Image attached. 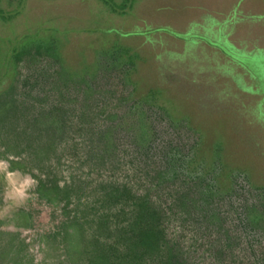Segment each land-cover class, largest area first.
I'll use <instances>...</instances> for the list:
<instances>
[{
    "label": "rangeland",
    "instance_id": "374dc122",
    "mask_svg": "<svg viewBox=\"0 0 264 264\" xmlns=\"http://www.w3.org/2000/svg\"><path fill=\"white\" fill-rule=\"evenodd\" d=\"M242 1L132 0L124 5V0H111L112 8L131 7L111 13L97 0H0V29L11 31L14 38L33 34L41 24L60 30L59 38L43 29L39 39L22 43L14 74L0 94V132L9 117L18 120L16 130L9 133L12 141L24 139L21 132L32 130L26 126L28 119L40 113L56 110L52 112L56 120L61 114L57 109H65L62 118L67 119L61 138L53 136L50 141L35 132L36 142L44 139L40 146L35 142L30 149L19 148L31 153L48 147L47 158L39 157L37 165L25 160L24 170L10 171L9 162L19 161L8 152L12 141L0 146V264H91L86 252L99 239L91 209L103 199L104 187L121 186L127 175L141 174L129 159L134 144L148 140L149 134L157 139L155 146L148 143L149 155L164 164L174 150H190L191 143L181 139L186 135L198 141L197 150L211 153L206 156L211 167L205 170L204 181H210L213 204L225 208V219L220 233L212 221L223 217L210 221V235H198L193 225H183L188 236L177 251L185 263L264 264V49H252L264 45V21L254 20L264 12V0ZM237 4L245 24L258 22V29L243 26L239 33L236 29L229 33L226 20L234 16L231 20L236 23L240 18ZM164 30L206 41L160 33ZM150 31L159 36L148 41L126 36ZM229 45L236 51L231 52ZM249 75L255 77L256 86ZM86 87L93 92L80 93ZM21 90L31 95L27 103ZM42 96L47 108L21 110ZM153 97L162 103L156 110L149 109L150 104L134 109V98L148 104ZM81 116L88 118L79 121ZM42 125L49 127V122ZM30 133L25 135L27 141L33 140ZM218 148L230 167L223 162L227 171L214 173ZM43 164L51 167L49 172H40ZM167 166L151 176L157 179L158 195L141 175L125 186L134 198L154 206V199L163 201L161 182L163 192L173 185L174 175ZM53 177L60 188L73 191L68 212L50 185L37 188L36 179L47 182ZM185 188L178 184L177 193L185 194ZM196 213L194 219L200 216ZM207 216L206 210L203 225ZM119 219L115 226H124L126 222ZM165 233L173 241L169 220Z\"/></svg>",
    "mask_w": 264,
    "mask_h": 264
},
{
    "label": "trees",
    "instance_id": "16d2710c",
    "mask_svg": "<svg viewBox=\"0 0 264 264\" xmlns=\"http://www.w3.org/2000/svg\"><path fill=\"white\" fill-rule=\"evenodd\" d=\"M102 1L101 3H104L106 6L108 12L111 13H121L125 10H128L130 6H123L122 7H111V0H97ZM125 4H132V0H124ZM246 0H243L242 2H245ZM241 2V3H242ZM239 5L237 4V12L240 18H236V23L234 20L229 21L226 20L227 26L230 25V28L228 29L229 33L233 29H236L235 31L237 33L240 32L238 27L247 26L248 28H259L256 27L257 23H251L249 25L245 24L244 18L241 15V12L239 10ZM128 9H125L127 8ZM131 8V7H130ZM239 21H238V20ZM254 19V18H253ZM256 21L263 20L264 21V12L261 13V15L254 19ZM244 22V23H243ZM43 23V22H42ZM264 23V22H263ZM237 24L235 27L234 25ZM29 24L28 26H30ZM43 24H41L36 32L30 35L23 34L19 38H14L11 31L10 33H6L3 31V29H0V94L4 92V89L6 87L7 82L11 79L12 75L14 74V66H15V60L19 61L22 51L21 46L24 41H36L41 36L40 33L43 29H47L48 32L53 33L55 37L59 38L58 33L60 30L50 28L49 27H42ZM264 26V25H263ZM223 27V25H222ZM10 29V28H9ZM11 30V29H10ZM142 31V30H141ZM83 32L87 33V30H84ZM160 33H165L168 35H172L174 37H181L184 40H197L204 42L205 39L198 35L191 34L189 37H186L187 34L184 36L177 35L176 32L170 31V30H164ZM228 33H226L227 35ZM129 37L134 38H147V41L152 38V36H159L156 32H137V33H130L129 35H126ZM198 39H195V38ZM240 42V41H239ZM58 47L61 46L58 44ZM215 45L211 44V48H214ZM229 50L232 52L234 49L233 46H228ZM264 49V45L260 47L259 45H252L253 52H255L258 49ZM233 49V50H232ZM41 49L38 48L36 53H40ZM236 51V50H235ZM223 52H226L224 50ZM222 52V55H224ZM230 56V55H229ZM224 57H228L224 55ZM229 58V57H228ZM230 60L234 61L232 58H229ZM128 62L132 63V60H128ZM235 62V61H234ZM243 63L239 62V65L242 66ZM249 78L254 80V85L256 86V80L253 75H249ZM44 80V79H43ZM29 81V80H28ZM27 84L29 86H33L32 84ZM24 85V84H23ZM31 87H29L30 89ZM91 87L81 88L80 93H92L93 90L90 89ZM92 90V91H91ZM98 90V89H95ZM27 90L25 91V93ZM88 92V93H87ZM21 93H23V97L25 102L27 103V98H30V93L28 95H24V91L21 90ZM260 93H262L260 91ZM264 94V93H263ZM151 100V103H146L145 99H137L134 98L133 101H135L136 105L134 109L140 110V108L144 105H149V109H157V106L159 104H162L160 101L158 102L157 99ZM34 103H31L29 105H23V108L21 107V110L26 111L29 113V109H32V111H36L37 107H43L44 109L46 107V102L44 99V96L41 98L34 97L33 100ZM143 101V104H141ZM145 101V102H144ZM22 102V101H20ZM30 102V101H29ZM21 105V103H20ZM160 106V105H159ZM164 109L167 107V105H164ZM89 108V107H83ZM81 108V112L83 113L85 110ZM56 109V107H55ZM173 109V108H172ZM59 112H57L60 115L55 120L52 117V112H56V110H52L51 112H43L37 115L35 118L28 119L29 125L26 126H32V130L29 131L26 130L27 133H22V136L24 139H17V140H11L9 137V133L11 130L15 131L13 129L14 125H17L16 119H13L12 117H9L7 119H10L9 122L1 129L2 132H0V146L1 144L4 145L6 142L7 145L9 144V139L12 150L9 149L8 152H11L13 156L19 160L17 162L10 161V171L12 170H24L25 168L22 167L21 162H26L25 160H28L31 164L33 161L36 162V165L39 164L38 158L42 156V158L45 160L48 153V147L41 148L40 151H38L39 148L32 149L31 153H26V150H20V147H23L26 145L27 149H30L31 143H35L36 139L38 138L35 135L40 134L42 137L49 138L50 141H52V137L55 136L56 138H61V133H65L66 131V121L67 119L64 117L62 118V115L65 113V109H57ZM62 110V111H61ZM22 111V112H23ZM53 118V119H52ZM86 116H81L79 121H83L87 119ZM91 118L89 119V121ZM27 121L25 118L23 122ZM173 123H175V120H172ZM49 122V127H45L42 124ZM43 126V128H42ZM70 128V125H69ZM186 128L190 129L192 131V126L186 125ZM63 130V131H62ZM30 133V137L33 136V140L27 141L26 134L28 135ZM194 134V131H192ZM51 134V135H50ZM19 136V135H18ZM36 138V139H35ZM41 138L40 141L36 142V146H40V142H42L46 138ZM186 142L191 143L190 150H187L186 152L174 150L173 154L170 155L172 157L171 160H166L167 162L161 163V161H156L153 156L149 155V150L151 146L148 143H151L155 146L156 144V138L153 134H149L148 140L144 139L145 141L141 144H134L136 150H132V158L130 157L129 160H131L130 164L137 169V173L141 174H133L134 176H126V181L121 184V186H111V188H103L104 197L102 200L97 201L95 203V206L93 209H91L92 212H94V216L96 218L91 219V223H94L96 234L99 236L98 241H93L88 244L92 245L91 251L86 252V256L89 257L90 260L89 263L91 264H98L97 262H102L103 264H149L150 260H154L153 264H186L185 258L182 254H180L177 251L178 244H183L185 240V235L188 236L186 227H183V225H193L194 230L198 235L201 233L210 235V228L209 224L210 221L214 218L219 217L220 215L223 217L221 221H218L217 219L215 221H212V223L217 225V231L220 233L218 228L222 225V222L224 221V213L225 208H222V206H216L213 204V201L211 200L214 193L210 190L208 187V183L210 181H204V176H206L205 170H210V167L208 166L209 158H206V156L209 154L211 156L210 151H203V150H197L196 144L198 141H193V135L191 137H188L187 135L183 138ZM62 140V139H61ZM5 147V146H4ZM220 150V151H219ZM222 150V152H221ZM172 149L170 150L171 153ZM116 152V150H115ZM114 151L111 152V154L116 155ZM136 152V153H135ZM220 152V153H219ZM135 153V154H134ZM224 152L223 149H219L215 152V166H214V173L219 172V170H226V168L223 165L226 164L224 159ZM134 155H136L134 157ZM173 155V156H172ZM223 157V160L221 159ZM31 158V159H30ZM29 163V164H30ZM28 164V163H27ZM32 165H35L32 164ZM160 165H162L160 167ZM168 165V168H171L174 179H173V185L171 186L170 190L168 192H163V189L161 188L162 182L160 184V189L162 192V195H159L163 197V201L159 200L158 202L156 199H154V206H150L145 200L140 198H134L130 192L128 187H126V184H131L134 182V179H132L135 176L141 175V180L146 183L147 180H150V182L154 185V187H150V190L152 193L158 195L159 190L156 189V182L157 179L151 178L153 172L158 168H165V166ZM227 165V164H226ZM42 167V166H41ZM227 167H230L227 165ZM235 167V166H232ZM51 167L45 166L43 164V167L40 168L42 173L49 172ZM160 170V169H159ZM227 171V170H226ZM29 172V171H28ZM209 173V172H207ZM181 175L182 177L178 178V175ZM176 178V179H175ZM37 180V188H43L46 185H50L53 192L58 195L59 198H63L61 201L63 202V208L65 212H68V208L70 205L69 199L70 194L73 192L72 190L67 188L66 186L63 188H60L58 186V181L53 177V179L49 178L47 182H42L41 179ZM172 181V179H170ZM45 183V185H44ZM51 183V184H50ZM217 183V182H216ZM183 186L186 187L184 192L185 194L179 195L177 192V186ZM214 184V183H213ZM262 184V183H261ZM264 187V186H262ZM183 192V193H184ZM157 202V203H156ZM156 203V204H155ZM163 203L165 206H163ZM200 203L198 206L195 204ZM117 205H121L125 208L116 209ZM125 210V211H124ZM208 211V216L205 218V224L202 223V214L205 211ZM90 211V212H91ZM126 211H129V213H126ZM199 213V217L194 219L195 213ZM196 213V214H197ZM120 217L126 222L124 226L118 227L115 226V223H120ZM178 217H181L178 218ZM170 218V219H169ZM204 219V218H203ZM169 220V227L172 229L173 234V241L169 238H167V235L165 233V228L167 227V223ZM78 221V220H77ZM243 222V219L241 220V224ZM247 222V221H245ZM247 224H249L247 222ZM177 225V226H176ZM178 230H177V228ZM189 230H191L189 228ZM188 230V231H189ZM203 235V234H202ZM167 242L170 243V246L167 247ZM87 247H85L86 249ZM215 252L211 253L214 255ZM219 255L220 253H216Z\"/></svg>",
    "mask_w": 264,
    "mask_h": 264
},
{
    "label": "crops",
    "instance_id": "0c3cea01",
    "mask_svg": "<svg viewBox=\"0 0 264 264\" xmlns=\"http://www.w3.org/2000/svg\"><path fill=\"white\" fill-rule=\"evenodd\" d=\"M234 26L236 27V26H237V24H235ZM224 35H226V33H225Z\"/></svg>",
    "mask_w": 264,
    "mask_h": 264
}]
</instances>
